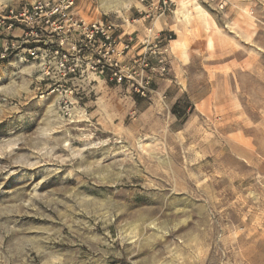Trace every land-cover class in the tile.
<instances>
[{"label":"rangeland","instance_id":"374dc122","mask_svg":"<svg viewBox=\"0 0 264 264\" xmlns=\"http://www.w3.org/2000/svg\"><path fill=\"white\" fill-rule=\"evenodd\" d=\"M160 1L0 0V264H264V0ZM147 12L172 40L146 96L59 69L76 20L135 42Z\"/></svg>","mask_w":264,"mask_h":264},{"label":"built area","instance_id":"2783aa9c","mask_svg":"<svg viewBox=\"0 0 264 264\" xmlns=\"http://www.w3.org/2000/svg\"><path fill=\"white\" fill-rule=\"evenodd\" d=\"M67 1L65 7H70L74 0H62ZM173 0H161L160 5L156 7L159 12V16L164 15L167 11L172 10ZM46 6H49L47 4ZM44 6L37 7V9L43 10ZM64 11V6L59 4L53 7L52 10L46 14L53 16L60 14ZM38 12H36L37 15ZM41 16V14H39ZM3 21L0 19V29L10 30L14 26L16 21H19L17 15H5L2 16ZM16 20V21H15ZM25 25L29 28L33 24V18L27 17L22 19ZM50 19L47 20V22ZM4 23V26L2 24ZM75 27L83 30L84 38L80 39L81 46L78 47V40H76L74 49V56H68L67 53H59V50H55V54L58 55V66L60 70H64V74L68 71H76L80 62H85L89 69L99 70L100 73H106L108 80L115 84H129L133 91L146 96L151 90V86L154 81V72L158 71L164 73L167 70L166 66V46L163 44L165 41L172 40V34H167L166 31H154L153 27H149V36L142 39V43L146 46V50L141 53H137L130 60H127L130 51L134 46V35L132 33L118 34L116 24L108 19L100 18L92 22H86L84 20H76ZM34 26H32L33 28ZM59 27L57 26L56 29ZM30 29V28H29ZM34 29V28H33ZM1 31V30H0ZM26 32V36H28ZM26 52L32 58H38L42 61H46L49 55V50L38 42L40 40L29 39L25 40ZM37 42V43H36ZM83 45L86 48H83ZM18 47L15 42H5L1 57H6V52L10 48ZM149 47V48H148ZM84 50V51H83ZM69 60H72L71 64ZM156 61L157 66L152 64V61Z\"/></svg>","mask_w":264,"mask_h":264},{"label":"crops","instance_id":"0c3cea01","mask_svg":"<svg viewBox=\"0 0 264 264\" xmlns=\"http://www.w3.org/2000/svg\"><path fill=\"white\" fill-rule=\"evenodd\" d=\"M154 8V7H153ZM141 12V11H140ZM150 16V13H148L147 12V14L146 15H144V16H142V18L140 19V20H138V24L136 25V29L140 32V33H137V34H135V36H136V39H135V42H134V46H133V50H132V52L134 53L135 52V54L136 53H141V52H144L147 48H146V46H144L143 45V43L141 42L142 41V39L144 38V37H146V36H149V30H148V28L149 27H153L154 28V31H160V30H163V29H169V26H171L172 24L171 23H167L168 25V27H162L163 29H158L157 28V25L155 24V21H153V22H151L150 24H146L145 22H144V20L146 19V17H149ZM106 19V18H105ZM144 19V20H143ZM136 20H137V18H136ZM117 31L118 32H120V30L119 29H117ZM124 33H126V31H124V32H122L121 34H124ZM133 56H134V54H133ZM132 56V57H133ZM131 57H129V56H127V59H130ZM118 87V86H117ZM122 88H118L117 89V91H122L121 90ZM123 91H127V92H130V89H126V90H123Z\"/></svg>","mask_w":264,"mask_h":264}]
</instances>
